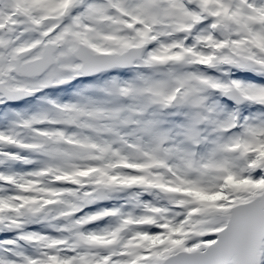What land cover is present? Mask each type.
I'll return each instance as SVG.
<instances>
[{"label":"snow or ice","instance_id":"snow-or-ice-1","mask_svg":"<svg viewBox=\"0 0 264 264\" xmlns=\"http://www.w3.org/2000/svg\"><path fill=\"white\" fill-rule=\"evenodd\" d=\"M0 264H264V0H0Z\"/></svg>","mask_w":264,"mask_h":264},{"label":"rangeland","instance_id":"rangeland-1","mask_svg":"<svg viewBox=\"0 0 264 264\" xmlns=\"http://www.w3.org/2000/svg\"><path fill=\"white\" fill-rule=\"evenodd\" d=\"M250 78V77H249Z\"/></svg>","mask_w":264,"mask_h":264}]
</instances>
